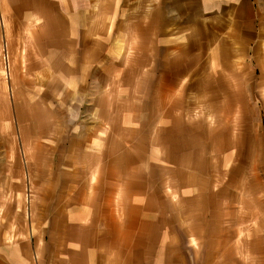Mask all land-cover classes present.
I'll return each instance as SVG.
<instances>
[{
    "label": "crops",
    "instance_id": "obj_1",
    "mask_svg": "<svg viewBox=\"0 0 264 264\" xmlns=\"http://www.w3.org/2000/svg\"><path fill=\"white\" fill-rule=\"evenodd\" d=\"M0 264H264V0H0Z\"/></svg>",
    "mask_w": 264,
    "mask_h": 264
},
{
    "label": "rangeland",
    "instance_id": "obj_2",
    "mask_svg": "<svg viewBox=\"0 0 264 264\" xmlns=\"http://www.w3.org/2000/svg\"><path fill=\"white\" fill-rule=\"evenodd\" d=\"M196 112H197V113H195L196 114V119H198L201 115H203V110H196ZM78 124H79V122L71 121V125H73V126L74 125L77 126Z\"/></svg>",
    "mask_w": 264,
    "mask_h": 264
},
{
    "label": "bare ground",
    "instance_id": "obj_3",
    "mask_svg": "<svg viewBox=\"0 0 264 264\" xmlns=\"http://www.w3.org/2000/svg\"><path fill=\"white\" fill-rule=\"evenodd\" d=\"M44 101V100H43ZM47 109V108H46ZM48 110V109H47ZM51 115V114H50Z\"/></svg>",
    "mask_w": 264,
    "mask_h": 264
}]
</instances>
